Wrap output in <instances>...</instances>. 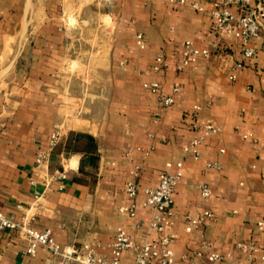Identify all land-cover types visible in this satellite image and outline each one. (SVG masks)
I'll use <instances>...</instances> for the list:
<instances>
[{"label":"crops","instance_id":"crops-1","mask_svg":"<svg viewBox=\"0 0 264 264\" xmlns=\"http://www.w3.org/2000/svg\"><path fill=\"white\" fill-rule=\"evenodd\" d=\"M212 1L204 0L208 8ZM212 25L209 11L167 0H0V210L41 231L52 228L62 245L107 252L121 227L140 242L158 236L147 230L154 211L143 205L145 188L159 183L167 162L175 171L183 161L172 207L173 264H213L212 251L226 255L221 264H262L238 242L264 245L257 230L264 219V24L250 42L257 48L251 59L243 57L240 39L214 34ZM139 32L145 48L137 45ZM211 40L218 57L177 69L186 41L201 47ZM158 54L168 63L160 71ZM147 81H158L164 94L179 82L181 92L164 106ZM195 105L221 127L198 157L184 150L195 136L188 119ZM56 129L63 136L38 169V152L50 149ZM137 164L140 191L131 218L121 207L130 203L126 184ZM64 168L68 177L55 180ZM206 210L215 216L188 231L187 217ZM28 244L19 230L6 229L0 264H61L43 246L28 254ZM135 259L136 251L127 250L121 264Z\"/></svg>","mask_w":264,"mask_h":264},{"label":"built area","instance_id":"built-area-1","mask_svg":"<svg viewBox=\"0 0 264 264\" xmlns=\"http://www.w3.org/2000/svg\"><path fill=\"white\" fill-rule=\"evenodd\" d=\"M169 3L178 5H190L198 12L209 11L213 18V33H227L242 41V54L245 59H251L257 55V48L250 44L251 40L258 37L264 24V0H215L211 2L208 8L204 0H167ZM137 45L140 48L146 47V38L142 32L137 34ZM218 44L215 40L209 41L205 46H196L192 41H186L181 62L177 65L178 70L194 65L201 59L218 57ZM124 62H122L123 64ZM243 60L237 61L232 66L230 75L231 80L238 78V71L243 67ZM168 66L163 54H158L155 59L154 69L160 71ZM144 87L151 93L159 96L160 102L164 106H171L176 101V95L181 92V84L176 82L171 94H164L158 81L144 82ZM202 107L195 105L193 111L189 113L188 119L191 129L195 132L190 144L185 147L187 155L192 157L200 156V146L213 134L221 131V127L210 117L202 118L200 112ZM63 136L61 129H56L50 138V149L40 150L36 158V167L46 166L50 158V150L54 148ZM132 149L128 154H132ZM148 154L147 152L145 153ZM175 171L172 162H167L166 167L160 173V180L156 186H147L145 188L146 199L143 202L145 207L154 211L153 217L147 225L148 232L155 231L157 237L147 238L143 241L136 240L124 228H119L115 239L109 243L107 252H100L96 245L84 244L78 247L73 244L62 245L56 239L52 228H46L41 231L32 225L18 221L13 215H7L0 210V236L6 229L19 230L27 237L29 244L26 252L35 256L40 246L46 247L52 255L61 258V264H121L125 251H136L135 264H173L174 251L170 247L171 240L174 238L172 228L175 225L173 211L174 195L181 182L183 172V161L176 163ZM210 167L220 168L219 163H210ZM142 170V165L137 164L131 171L132 179L126 184V193L130 199L127 206H122L121 210L127 212L131 218L136 217L137 201L136 197L140 191V185L137 181ZM52 177L55 180L62 181L68 177V168L62 171H56ZM64 188V184L60 185ZM203 197L211 195V189L208 185L199 186ZM215 216L212 210H206L199 217L188 216L187 230L192 231L205 223L209 218ZM137 228L143 227L142 223H136ZM257 230L264 232V219L257 222ZM211 244L206 242L204 247L208 248ZM238 247L242 249L248 258H254L258 254L262 264H264V245L254 240L239 241ZM226 255L212 251L209 259L213 264H221L225 261ZM242 264V263H241Z\"/></svg>","mask_w":264,"mask_h":264},{"label":"rangeland","instance_id":"rangeland-1","mask_svg":"<svg viewBox=\"0 0 264 264\" xmlns=\"http://www.w3.org/2000/svg\"><path fill=\"white\" fill-rule=\"evenodd\" d=\"M89 2L90 1H96V0H88ZM75 9H76V7H74V6H69L68 7V12L69 13H71V14H75L74 12H75ZM73 70H75V69H73Z\"/></svg>","mask_w":264,"mask_h":264},{"label":"trees","instance_id":"trees-1","mask_svg":"<svg viewBox=\"0 0 264 264\" xmlns=\"http://www.w3.org/2000/svg\"><path fill=\"white\" fill-rule=\"evenodd\" d=\"M82 137H83V139H85V141L87 140L90 143L91 146L94 145L93 139L91 137H86V136H82Z\"/></svg>","mask_w":264,"mask_h":264}]
</instances>
